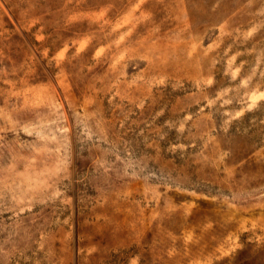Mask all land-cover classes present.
I'll return each instance as SVG.
<instances>
[{
  "label": "rangeland",
  "instance_id": "374dc122",
  "mask_svg": "<svg viewBox=\"0 0 264 264\" xmlns=\"http://www.w3.org/2000/svg\"><path fill=\"white\" fill-rule=\"evenodd\" d=\"M0 264H264V0H0Z\"/></svg>",
  "mask_w": 264,
  "mask_h": 264
}]
</instances>
